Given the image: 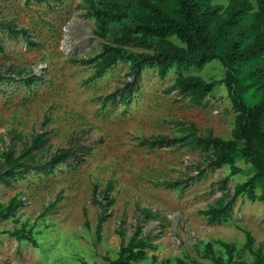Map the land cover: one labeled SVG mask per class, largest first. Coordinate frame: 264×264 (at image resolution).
Listing matches in <instances>:
<instances>
[{
  "label": "rangeland",
  "instance_id": "obj_1",
  "mask_svg": "<svg viewBox=\"0 0 264 264\" xmlns=\"http://www.w3.org/2000/svg\"><path fill=\"white\" fill-rule=\"evenodd\" d=\"M251 2L257 8V0ZM92 4L113 13L122 8L127 17L106 21L103 38ZM144 13L132 0H0V21L27 31L12 35L0 28V72L8 78L0 83V156L8 149L20 156L36 136L45 141L28 163L45 164L61 149L78 156L54 173L29 171L12 186L0 183V213L13 199L23 201L14 215L0 216V264H108L106 258L116 259L132 237L150 246L146 258L132 264H264V201L241 196L225 219L201 213L253 177L254 162L238 158L208 167L201 150L143 145L183 136L181 123L195 124L199 135L231 140L236 117L263 92L234 91L228 68L215 60L203 69L174 68L164 78L157 66H147L130 98L123 91L125 97L107 102L133 80L135 60L154 53L136 41L134 23ZM109 43L129 58L91 79L94 67L73 59L92 58ZM20 72L43 80L30 89L9 78ZM180 75L200 76L216 87L197 105L171 91ZM199 165L206 169L201 177ZM169 181L181 188L159 185ZM256 192L262 195L263 187ZM143 209L161 219L147 218ZM102 214L107 218L98 242Z\"/></svg>",
  "mask_w": 264,
  "mask_h": 264
},
{
  "label": "trees",
  "instance_id": "obj_2",
  "mask_svg": "<svg viewBox=\"0 0 264 264\" xmlns=\"http://www.w3.org/2000/svg\"><path fill=\"white\" fill-rule=\"evenodd\" d=\"M132 1L145 12L139 14L134 23L138 34L137 44L153 48L154 53L138 57L131 69L133 80L126 84L124 90L109 95L106 101L114 102L119 97H125L123 91H128L126 97L130 98L147 66H157L160 69V76L164 78L174 68L203 69L209 63L220 60L228 68L227 81L231 89L239 90L242 94L252 89L263 92L261 101L243 107L242 112L236 117L233 139L224 140L215 137L212 133L199 135L195 124L181 123L180 131L183 136L173 138L161 136L151 141L147 140L143 145L153 148L183 146L201 150L207 154L208 167L230 165L238 158L254 162L256 173L253 177L236 187L234 194H224L207 210L201 212L211 221L227 218L233 211L234 202L241 196L247 195L253 202L264 201V192L262 195L256 192L258 186L264 189V63H261L264 57V0H257V8L251 0H226L225 6L215 4L216 0ZM118 9L117 13H113L92 4V10L101 24L100 35L103 38L108 33L106 21L127 17L122 8ZM2 27H6L12 35L21 33L27 36L26 30H17L9 22L1 20L0 28ZM172 37L177 38L184 46H176L170 40ZM2 49L0 40V50ZM128 58V54L109 43L103 44V51L100 54L88 59H73V61L93 66L95 72L91 79H100L119 61ZM22 75L23 73L20 72L18 76L9 78L22 81L30 89L43 80L36 75L31 77ZM6 79L7 76L0 72V83ZM215 87V82H208L200 76L180 75L171 87V91H176L179 96L189 99L194 104L203 105ZM44 141L42 136L34 137L31 147L25 149L18 157H15L10 149L3 152L0 156V183L12 186L15 181L24 180L29 171L54 173L61 163H66L71 158L78 159L74 151L61 149L45 164L28 163L27 161L35 160L32 152L34 149H42ZM197 169L198 177L206 172L201 165ZM159 185L181 188L179 181L162 182ZM112 203V200L108 202L109 205ZM22 205V200L13 199L0 216L4 218L12 216ZM142 213L149 219H161L160 214H154L149 209H143ZM106 218L104 214L99 217L98 242L101 241ZM149 247L145 238L132 237L127 244L121 246L116 259L106 258V261L108 264L136 263L146 258ZM232 252L231 246L230 255ZM213 264H223V262L217 260ZM257 264L263 262L258 260Z\"/></svg>",
  "mask_w": 264,
  "mask_h": 264
}]
</instances>
